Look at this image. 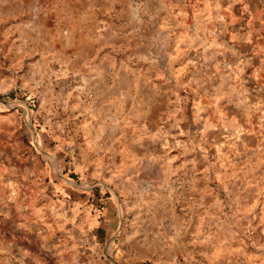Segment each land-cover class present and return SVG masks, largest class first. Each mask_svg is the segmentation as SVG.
<instances>
[{
	"label": "rangeland",
	"instance_id": "rangeland-1",
	"mask_svg": "<svg viewBox=\"0 0 264 264\" xmlns=\"http://www.w3.org/2000/svg\"><path fill=\"white\" fill-rule=\"evenodd\" d=\"M53 35L71 70L15 60ZM24 93L70 133L0 125V264H264V0H0V118Z\"/></svg>",
	"mask_w": 264,
	"mask_h": 264
},
{
	"label": "crops",
	"instance_id": "crops-1",
	"mask_svg": "<svg viewBox=\"0 0 264 264\" xmlns=\"http://www.w3.org/2000/svg\"><path fill=\"white\" fill-rule=\"evenodd\" d=\"M53 26L54 25H52V27ZM25 42L26 41L24 40H19L17 37L15 38V60H29L30 61V60H36L38 58L39 61L40 60L43 61L44 68L46 70L47 68L49 69V65H47V61H51L52 63L57 64L59 69H63L64 71L71 70L70 66L66 63V61H69L70 57L74 56V51L68 48V46L63 45V42L61 41L59 37L55 35L52 36V38L49 41L50 47L46 53H39L38 51L35 50L32 44L25 43ZM64 58L67 60L63 61L62 59ZM18 64H20V66L25 65L27 70L30 71L29 73H31L32 65L29 62L24 63V61H21L20 63H16V65ZM23 95L25 97L30 98L34 103L31 121L34 120V123L38 121L42 125V128H43V132H41L42 135H44V132H47V134L49 135L47 136V139L50 138V139H55L57 141L60 139L63 140L68 137V134L70 133L67 130L68 124H69V117L66 116V114L60 115L59 113V124H60L59 126V124H57V121L54 120L55 119L54 117L57 115H54L53 113H51V111H48L47 113L45 110H43L40 107V105L38 106V102L36 100L37 98L27 95L25 93ZM45 97L47 96L45 95ZM62 103L64 104L65 107H67V113H69L72 116L74 115V113H83L84 116H87V115H89V117L92 116L90 113H92L93 111L92 104L94 102H90V105H89V102L84 103L83 101H81V99L78 98L76 100H73L72 102L71 101L68 102L66 100L65 102L63 101ZM37 106H38V109H37ZM16 116H18V119L20 118L18 110H15V114L10 113L0 118V125L2 127L5 126L7 131H12V134H13L11 135L12 142L8 148H10L14 159H15V156L17 155V153H15V150H17V143H15V126L17 127L19 124ZM36 126H38V124L35 125L34 128H36ZM34 128H33V131H34L33 138L35 139L36 136H38V139L42 140L41 133L36 134V129ZM85 130H86V127L77 128V131L75 133V136L78 135L77 137L82 139L81 141L82 145L76 148V156L73 159V163L71 166L72 172H74L75 174H82L84 173V171L95 173L97 171V168H98L97 166L99 164V161L95 159L93 160L92 158L90 159L87 158V154L89 152H91V154L92 153L94 154V150H92L91 148L90 140L85 136ZM36 142H37V139L33 141V144L36 145L37 144ZM69 148H71L69 145H65L64 151L61 152V159L63 160L66 159L65 156L66 155L68 156V152L66 151H68ZM89 149L91 150L89 151ZM63 154H65V156H62Z\"/></svg>",
	"mask_w": 264,
	"mask_h": 264
},
{
	"label": "built area",
	"instance_id": "built-area-1",
	"mask_svg": "<svg viewBox=\"0 0 264 264\" xmlns=\"http://www.w3.org/2000/svg\"><path fill=\"white\" fill-rule=\"evenodd\" d=\"M7 105H11L12 108L15 106V109L18 110L23 124L26 126L29 125L32 118V110L34 108V103L30 98L25 97L24 95L15 97V99H12V101L7 103Z\"/></svg>",
	"mask_w": 264,
	"mask_h": 264
}]
</instances>
